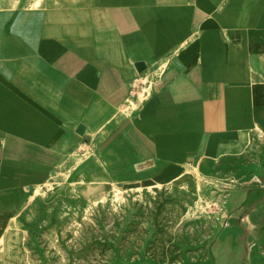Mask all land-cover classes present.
I'll return each mask as SVG.
<instances>
[{
  "label": "crops",
  "instance_id": "obj_1",
  "mask_svg": "<svg viewBox=\"0 0 264 264\" xmlns=\"http://www.w3.org/2000/svg\"><path fill=\"white\" fill-rule=\"evenodd\" d=\"M68 173L91 187L36 199ZM114 188L155 193L140 240L230 192L215 258L185 264L264 263V0H0V264H82L67 220Z\"/></svg>",
  "mask_w": 264,
  "mask_h": 264
},
{
  "label": "rangeland",
  "instance_id": "obj_2",
  "mask_svg": "<svg viewBox=\"0 0 264 264\" xmlns=\"http://www.w3.org/2000/svg\"><path fill=\"white\" fill-rule=\"evenodd\" d=\"M141 81V80H140ZM137 98H143V93L137 94ZM130 104L133 106L132 102ZM85 150V151H84ZM90 152V151H89ZM86 148H79L69 161L70 166L83 169L84 160L90 157ZM73 170L69 168V172ZM69 184L72 186H90V177L84 175L71 176L60 174L42 185L43 189L35 192V197L45 196L46 190L52 189L54 185ZM228 191H211L199 193L196 203L187 208L186 220L189 224L184 226L181 233L182 239L171 240L169 238H148L140 240L130 235L129 219L125 217L132 212L139 215L140 206L146 200H155L156 195L152 190L149 192L124 191L114 188L111 192H104L97 195L93 200L87 201L83 208L73 211L68 218V225L65 229L73 233L79 232L78 236L83 237L82 264H185L188 262H199L206 259H213L212 251L221 245L218 239V232L222 224V216L225 211L232 210L227 199L230 198ZM87 197V196H85ZM142 204V205H141ZM130 205V206H128ZM148 211L150 207H148ZM82 216V223L79 222ZM79 222V223H78ZM167 227L170 224H165ZM164 226V225H163ZM127 232V233H126ZM170 236V234H166ZM59 240H53V247H56ZM143 252V255H135V252ZM132 252V255H130ZM123 253V254H121ZM252 259L256 264H264L263 258H256L254 248ZM215 258V257H214ZM219 261V255L217 256ZM215 262V261H214Z\"/></svg>",
  "mask_w": 264,
  "mask_h": 264
},
{
  "label": "bare ground",
  "instance_id": "obj_3",
  "mask_svg": "<svg viewBox=\"0 0 264 264\" xmlns=\"http://www.w3.org/2000/svg\"><path fill=\"white\" fill-rule=\"evenodd\" d=\"M79 132H81V131H79Z\"/></svg>",
  "mask_w": 264,
  "mask_h": 264
}]
</instances>
